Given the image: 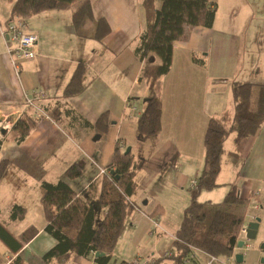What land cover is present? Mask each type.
<instances>
[{
  "label": "crops",
  "instance_id": "0c3cea01",
  "mask_svg": "<svg viewBox=\"0 0 264 264\" xmlns=\"http://www.w3.org/2000/svg\"><path fill=\"white\" fill-rule=\"evenodd\" d=\"M208 1L217 5L214 24L196 28L189 41L175 44L172 67L162 77L161 131L141 137L137 121L148 94L142 77L145 61L134 52L136 39L146 26L141 0H90L94 19L84 22L81 33L73 23L77 6L30 16L26 31L38 36L37 54L19 70L10 60L3 35L13 0H0V110L21 106L26 93L42 89L46 98L38 104L44 110L58 107L55 114L60 121L43 119L20 144L12 131L5 133L0 128V160L12 162L0 180V223L15 237L30 225L39 228L17 253L0 239V264H61L43 258L57 241L45 230L40 183L66 179L80 193L101 175V168L112 163L119 142L125 149L130 146L144 165L136 174L135 209L112 261L120 264L155 256L162 258V264L171 263L163 255L176 248L177 232L191 203V180L204 167L210 119H232L234 81L264 83V0ZM156 6L160 8V0ZM100 19L110 28L101 40L94 37ZM80 63L87 66L89 84L82 93L64 98ZM105 111L110 126L106 133H98L91 125ZM221 162L218 188L204 192L199 200L220 202L235 185L241 198H250L246 207L238 209L244 213L245 224L260 218L256 238H245V246L235 248L229 263L226 257L211 262L210 255L193 250L195 257L186 264H264V248L260 247L264 243V124L258 134L239 142L231 134ZM74 163L82 165L83 173L67 179L66 170ZM14 205L26 208L23 219L11 218ZM240 252L244 260L237 263L234 256ZM66 264L99 263L91 257L72 256Z\"/></svg>",
  "mask_w": 264,
  "mask_h": 264
},
{
  "label": "trees",
  "instance_id": "16d2710c",
  "mask_svg": "<svg viewBox=\"0 0 264 264\" xmlns=\"http://www.w3.org/2000/svg\"><path fill=\"white\" fill-rule=\"evenodd\" d=\"M141 0L146 10V26L136 39L135 54L145 61L142 77L147 84L148 94L143 102V111L138 117L139 135L153 136L162 128V77L167 74L173 62L174 46L177 42L189 41L193 31L200 27H212L217 5L208 0ZM73 23L81 33L83 24L93 20L94 14L90 0H13L11 18L19 15L24 19L46 10H64L73 8ZM110 28L104 19L96 22L94 37L102 39ZM87 66L80 63L62 97L69 98L82 93L88 86ZM234 113L230 124L211 118L204 139V167L199 176L198 186L191 189V203L185 210L184 218L177 238L171 263L182 264L183 258L194 249L215 257H232L239 241L244 213L239 207H246L250 198L238 195V189L232 185L225 198L220 202L200 201L202 189L216 187L217 176L221 170V154L227 138L234 134L240 140L258 134L264 124V83L234 81L232 83ZM45 110L58 123L56 109ZM40 122L33 109L29 108L17 119L12 127L13 138L22 143ZM87 124V121L84 120ZM110 126L108 111L103 112L91 125L98 133H106ZM3 140L0 138V148ZM144 162L132 151L125 153V147L117 144L112 163L106 172L93 180L78 193L66 181L43 180L40 201L43 206L47 225L45 230L57 241L43 258L66 264L72 256L91 257L99 264H110L114 250L122 235L127 219L135 209L132 195L138 189L137 172ZM12 162L0 160V180L10 171ZM114 171V173H112ZM80 163L72 164L66 170L67 179L82 175ZM26 208L14 205L12 219H23ZM39 232V228L30 225L18 237L10 233L0 223V239L14 253ZM96 252L103 256L95 257ZM168 259V258H167ZM122 262L120 264H129ZM156 264H162V258Z\"/></svg>",
  "mask_w": 264,
  "mask_h": 264
},
{
  "label": "built area",
  "instance_id": "2783aa9c",
  "mask_svg": "<svg viewBox=\"0 0 264 264\" xmlns=\"http://www.w3.org/2000/svg\"><path fill=\"white\" fill-rule=\"evenodd\" d=\"M3 35L6 38L7 53L10 60L16 70H19L20 65L28 60H32L36 57L38 48V36L34 33L26 31V19L19 15L12 17L6 24L3 30ZM12 44V45H11ZM46 96L45 90L36 89L31 94H25L24 101L21 106L8 105L6 108L0 110V127L6 130H11L16 120L23 114V112L29 108L35 112V117L42 121L43 119H51L43 107L38 104V100ZM17 115L18 118L14 119ZM106 168H101L100 173L106 172ZM199 177H195L191 180V188L198 186ZM155 226L158 222L155 221ZM247 224H244L241 228L240 239L246 238ZM196 250V249H194ZM191 252L188 256L183 258L182 264L191 263L195 254ZM173 255V250L167 251L163 258L167 259ZM231 257L228 258V263ZM215 256L211 257V262L217 261ZM157 258L155 256L149 257H135L129 264H156Z\"/></svg>",
  "mask_w": 264,
  "mask_h": 264
},
{
  "label": "water",
  "instance_id": "95a60500",
  "mask_svg": "<svg viewBox=\"0 0 264 264\" xmlns=\"http://www.w3.org/2000/svg\"><path fill=\"white\" fill-rule=\"evenodd\" d=\"M147 99V98H146ZM145 99V100H146ZM5 132V131H4ZM100 138V135L98 134L97 136H95V140L96 139H99ZM131 151V147H127L126 150H125V153H129ZM112 173H114V171H112ZM259 221H260V218H256L255 221H251L248 223L247 225V228H246V239H249V240H253L256 238V235H257V230H258V226H259ZM245 239H240L237 243V248H243L245 246ZM264 248V246H263ZM104 253L103 252H96L95 253V257H99V256H103ZM234 259L236 260L237 263H242L243 260H244V254L243 253H236L235 256H234ZM264 262V259L262 260ZM110 264H117L116 263V260H113Z\"/></svg>",
  "mask_w": 264,
  "mask_h": 264
},
{
  "label": "rangeland",
  "instance_id": "374dc122",
  "mask_svg": "<svg viewBox=\"0 0 264 264\" xmlns=\"http://www.w3.org/2000/svg\"><path fill=\"white\" fill-rule=\"evenodd\" d=\"M76 6H78V4H76L74 7H76ZM222 9H223V4H222ZM11 19V18H10ZM9 19V20H10ZM8 20V21H9ZM44 98H46V96L44 97ZM38 102V101H37ZM20 117V116H19ZM17 121V120H16ZM230 122H231V120H229V121H225V123L226 124H230ZM0 128H2V127H0ZM3 129V128H2ZM4 131H5V133L6 132H10V131H12V128H11V130H6V129H3ZM119 145H121V147H124V145H123V143L122 142H119L118 143ZM126 150V149H125ZM177 167V165H175V168ZM215 188H218V186H216V187H214V188H212V189H215ZM192 189V188H191ZM211 189H202L201 191H200V194H199V197H198V199L203 195V193L204 192H207V191H210ZM220 190V189H219ZM214 197H219V196H214ZM263 246H264V243H261L260 244V247L261 248H263ZM218 258V257H217Z\"/></svg>",
  "mask_w": 264,
  "mask_h": 264
}]
</instances>
